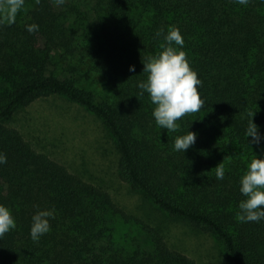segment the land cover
Wrapping results in <instances>:
<instances>
[{"label": "trees", "instance_id": "obj_1", "mask_svg": "<svg viewBox=\"0 0 264 264\" xmlns=\"http://www.w3.org/2000/svg\"><path fill=\"white\" fill-rule=\"evenodd\" d=\"M19 1L32 5L22 21L0 14V152L7 156L0 204L17 224L0 240V264H197L173 249L163 230L11 126L20 109L50 96L103 122L119 153V177L134 191L214 235L230 264H264V221L237 219L241 177L254 155L264 159V140L257 146L245 136L253 113L264 136V0ZM32 25L38 28L30 32ZM172 28L184 39L205 105L167 132L138 84L147 81L146 58L162 51ZM188 131L197 134L195 144L176 151V138ZM49 209L51 231L34 242L32 217Z\"/></svg>", "mask_w": 264, "mask_h": 264}, {"label": "rangeland", "instance_id": "obj_2", "mask_svg": "<svg viewBox=\"0 0 264 264\" xmlns=\"http://www.w3.org/2000/svg\"><path fill=\"white\" fill-rule=\"evenodd\" d=\"M31 9V4L19 0H0V14L9 23L22 21ZM11 126L37 150L47 152L72 172L105 188L130 215L163 230L173 249L197 264H230L214 235L171 217L121 180L114 141L103 122L90 111L64 96H50L20 109Z\"/></svg>", "mask_w": 264, "mask_h": 264}, {"label": "clouds", "instance_id": "obj_3", "mask_svg": "<svg viewBox=\"0 0 264 264\" xmlns=\"http://www.w3.org/2000/svg\"><path fill=\"white\" fill-rule=\"evenodd\" d=\"M57 5L64 4L65 0H55ZM240 5H247L249 0H235ZM32 25L29 31L37 30ZM163 30L156 33L162 34ZM184 39L177 28H172L164 35L162 51L156 56H149L143 63V72L148 74L146 82L138 84L140 95L147 93L152 104L155 105L153 117L158 127L167 132H176L180 128L177 121L186 114L196 113L203 109L205 101L198 91L201 81L198 75L190 68L186 53L182 50ZM135 66H129L130 72H135ZM254 113L251 114L245 136L251 137L250 143L259 146L264 136L259 133L258 126L253 122ZM197 134L188 131L186 135L179 136L174 142V149L186 152L195 144ZM7 163V156L0 152V165ZM222 162L216 167V178L224 179ZM240 193L245 198L238 204L237 219L241 223L264 221V159L256 155L247 165L245 174L240 180ZM55 218V210L37 211L32 217L30 237L34 242L51 231L50 220ZM17 227L15 217L11 210L0 204V240L5 234Z\"/></svg>", "mask_w": 264, "mask_h": 264}]
</instances>
